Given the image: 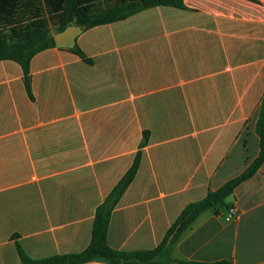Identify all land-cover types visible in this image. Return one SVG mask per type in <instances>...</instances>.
Returning <instances> with one entry per match:
<instances>
[{"label": "crops", "instance_id": "obj_1", "mask_svg": "<svg viewBox=\"0 0 264 264\" xmlns=\"http://www.w3.org/2000/svg\"><path fill=\"white\" fill-rule=\"evenodd\" d=\"M76 1L94 12L119 0ZM65 4L0 0V24L37 15L54 36ZM76 43L90 63L57 46L35 54L32 98L21 66L0 60V264H22L17 244L32 259L87 248L97 207L139 151L109 223L118 251L156 248L189 203L259 154L264 0L153 7L85 29ZM171 258L264 264V163L219 214L196 219Z\"/></svg>", "mask_w": 264, "mask_h": 264}, {"label": "trees", "instance_id": "obj_2", "mask_svg": "<svg viewBox=\"0 0 264 264\" xmlns=\"http://www.w3.org/2000/svg\"><path fill=\"white\" fill-rule=\"evenodd\" d=\"M185 0H119L116 5L90 12L79 6L76 0H66L61 15L59 31H63L76 21V25L91 27L123 20L131 15L158 6L184 8ZM27 24H16L12 21L0 24V60L17 62L23 71L24 84L27 93L32 98L30 63L32 58L41 50L55 47L54 36L49 26L40 16L33 15ZM90 63L85 53L76 43L69 49ZM256 132L259 136V154L252 163L238 176L228 180L219 188L209 190L207 196L199 201L189 203L177 220L166 232L161 243L152 250L145 251H118L111 248L107 241L109 223L113 210L119 203L123 193L136 176L141 161L140 151L137 153L131 167L120 179L111 193L100 204L95 212L92 237L90 244L83 251L72 254L55 255L44 259L30 258L17 244V252L22 264H84L92 261L107 264H209L193 261H176L171 258L173 246L180 240L184 232L191 227L196 219L205 211L213 210L220 213V207L225 205L227 197L246 180L252 178L264 163V110L261 109ZM148 142L145 132L141 148ZM213 264H228L217 262Z\"/></svg>", "mask_w": 264, "mask_h": 264}, {"label": "water", "instance_id": "obj_3", "mask_svg": "<svg viewBox=\"0 0 264 264\" xmlns=\"http://www.w3.org/2000/svg\"><path fill=\"white\" fill-rule=\"evenodd\" d=\"M85 30V26L69 25L63 31L54 35V40L57 47L73 48L76 44L77 37Z\"/></svg>", "mask_w": 264, "mask_h": 264}, {"label": "built area", "instance_id": "obj_4", "mask_svg": "<svg viewBox=\"0 0 264 264\" xmlns=\"http://www.w3.org/2000/svg\"><path fill=\"white\" fill-rule=\"evenodd\" d=\"M229 212H230V215L234 216V215H236L237 210L235 207H232V208H230Z\"/></svg>", "mask_w": 264, "mask_h": 264}]
</instances>
